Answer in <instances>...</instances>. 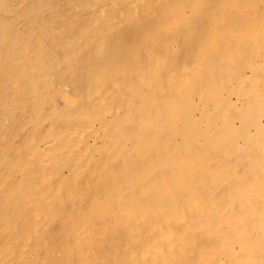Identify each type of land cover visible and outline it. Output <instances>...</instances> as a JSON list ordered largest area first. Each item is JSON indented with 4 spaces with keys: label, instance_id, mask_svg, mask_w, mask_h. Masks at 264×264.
Returning a JSON list of instances; mask_svg holds the SVG:
<instances>
[{
    "label": "bare ground",
    "instance_id": "6f19581e",
    "mask_svg": "<svg viewBox=\"0 0 264 264\" xmlns=\"http://www.w3.org/2000/svg\"><path fill=\"white\" fill-rule=\"evenodd\" d=\"M25 1L0 0V78L3 74L2 77L10 81L7 84H13L17 90L15 93L19 91L16 100L13 91L12 97L0 94V125L4 132L12 129L17 119L13 122V117L9 116L13 112H7L9 108L15 107L20 110L22 116L28 114L23 119V127L31 125L34 121L41 126L42 133L40 132L39 136L28 133L29 135L22 137V147L27 151L24 161H6L3 152L0 153V264H264V0H174L173 8L164 11L170 13L166 19L168 28L164 36L171 38L188 20L187 27L190 30L191 20L197 18L200 13L206 14V25L200 36L198 39L193 36V41L196 39V42L193 47L191 44L190 48L184 49L183 53L191 55L198 46L194 55V61L198 63L199 60L206 59L199 56L204 55L209 47L213 48V57H220L217 61L225 67V71L216 74V71H211L212 67H207L210 72L206 76V73L202 72L203 68L200 71L197 66L191 67L189 64L191 68H185L187 74L176 73V77L172 78L166 73L159 79L155 73H150L151 64L146 70L143 62V67L135 65V68L130 70L131 79H126L125 88H121L124 82H120V88L124 90H121L123 93L120 92V96L127 106L131 107L129 110L134 109L135 114L138 113L137 116L131 115V119L126 113L121 118L116 117L117 114H112L107 103L98 102L96 94L101 90L99 85L89 86L85 93L75 97L69 94L72 90L68 89L70 82L65 81L71 80L77 73V61L71 63V60L77 57L79 52L82 53V48L86 51L89 47L101 51L109 49L113 36L97 33L93 37L92 34V38L89 36L78 49L70 45L71 42L67 39L64 46L66 50L69 47V51L60 53L61 57L55 55L57 59L48 66L50 56L43 52L46 43L42 47L41 43L37 46L35 43L30 44L29 40H38L36 24L32 19L43 15H40L41 10L38 12L36 8L26 11L27 20L23 19ZM115 1L76 0V3L81 12L93 16V19H88L91 20L90 25L94 26L97 20H102L105 13L112 11L110 8L115 10L119 7V3L115 5ZM148 1L147 4H150V0ZM141 3H146V0H127L126 5L128 10L136 12ZM50 4L46 7L51 8L52 3ZM141 22L138 25L144 24ZM149 25L150 23L146 26ZM117 27L124 30L128 26L123 22ZM132 28L136 34L138 28ZM114 31L116 32L115 29ZM23 34L25 39L20 37ZM151 34L155 36L156 30ZM156 36L161 35L158 32ZM104 37L107 40H104ZM181 45L179 46L182 47ZM126 47V43L121 46L122 49ZM167 47L162 45L160 50H173L172 45ZM150 48L149 59L152 57L150 60L158 59V62H162L160 58L163 51H156L157 47ZM93 50H90L88 55ZM71 53L75 55L72 59ZM122 54L117 51L115 58L112 57L103 67L93 71L95 73L92 81H103L113 75L114 67L118 65L120 68L123 64ZM182 59H179L180 63ZM209 60L206 59L205 63ZM67 61L69 63L65 65ZM165 61L163 62L166 63ZM157 66L154 67L161 74L163 68L160 67L159 70ZM172 70L171 73L176 71ZM201 74H205L202 79L199 76L194 77ZM123 77L126 78L124 75ZM164 78L167 81L171 79L172 86L170 95L165 96L166 98L142 92L136 98L138 84L152 89L155 85H164ZM113 80L117 81L119 78ZM56 81L60 83L57 84V95L62 99V103L58 105L54 101L46 108L47 97L45 98L44 94ZM28 83L31 88H28ZM79 87L82 88L80 85ZM103 89L105 91L104 87ZM117 91L119 90L117 89L116 93ZM25 100L31 102L30 107L25 106ZM87 100L96 101H93L94 105L88 101L90 103H86L89 104L87 108L84 105ZM19 127L22 126L19 124ZM128 135H132L133 139H129ZM103 153L110 160H124L129 153H133L136 155L135 158L132 156L133 160L136 159L141 168L136 171L134 167L129 170V173H133L129 174L127 165H130V161L127 164V160L121 163L122 166L119 163L120 170L118 168L116 174L122 176L126 173L124 180L122 178L123 182L120 185H112L113 183L106 182L107 175L106 180L104 175L105 185L101 188L103 191H100L99 198L93 197L94 194L88 195L89 193L87 196L74 194L75 189L73 194V190L63 193L59 183L52 185L56 177H59V180H79L82 171L87 170L90 165L93 166L92 163H98L96 154ZM67 158H72L71 164H64ZM32 160L38 161L41 167L33 168ZM106 160L101 161L100 169L96 166L99 169L96 175L108 174L112 169L108 165L109 160ZM119 179L121 177L117 179V183ZM113 180L115 179L111 181ZM99 182L102 184L103 180ZM81 185L84 189L86 184L81 180ZM64 186L66 187L65 184ZM89 191L92 192L93 189ZM58 196L65 199L61 197L57 203ZM45 204L49 206L46 208L47 215L43 211ZM18 205L23 212L10 214V210L15 212L14 209ZM7 206L11 209H4ZM79 206L83 207V212ZM85 209L92 211L86 220ZM70 210L74 212L70 213ZM67 211L69 219L66 217ZM105 219H108L109 224L106 223L103 231L95 229ZM110 219L118 222L114 223ZM64 220L67 221L66 231L56 232ZM88 238L94 241L82 244L89 240ZM122 241L125 244L124 249L107 248V253L101 254V249L98 251L102 244L109 242L117 246L122 244ZM51 243L58 244L61 249L52 248ZM59 255L63 257V262H59Z\"/></svg>",
    "mask_w": 264,
    "mask_h": 264
},
{
    "label": "rangeland",
    "instance_id": "374dc122",
    "mask_svg": "<svg viewBox=\"0 0 264 264\" xmlns=\"http://www.w3.org/2000/svg\"><path fill=\"white\" fill-rule=\"evenodd\" d=\"M30 1V3H28ZM50 1V0H49ZM48 0H41V2H36V0L34 1V0H26L25 2V6H24V9H25V12H23L24 14H22V17H24L23 19H26L27 20V18H26V11H31V10H33V9H35L36 10V8H38L37 9V11L39 12L40 10V12H39V14L40 15H43V16H39L38 18H34V19H32L33 20V22L36 24V35H37V39L38 40H31V39H29L30 40V44H32V43H35V44H37V46L40 44V46H42L43 47V45H44V47H46V48H44L43 47V52L45 51V52H47V54H48V56H50L49 57V59H48V63H47V65L48 66H50L51 65V62L53 61V60H56L57 59V57L56 56H58V55H60L59 57H61V54H62V52H66V51H69V47H68V50H66L67 48H66V46H64V44H65V41L68 39L71 43H70V45H72V46H75V48L76 49H78V47H80V45H81V47L83 46L82 44H84V42L87 40V39H89L90 37L92 38V36L93 37H95L96 36V34L98 33V35H99V33L101 34H103L104 36L105 35H107V36H113L111 39L112 40H110V47H108L109 49H104V50H102L101 51V49L100 50H98V49H90V47H89V49L87 48V51L85 50V48H82V53H80L78 50H77V53L79 54H77V57L75 56V55H73L72 53V56H71V59H72V57L73 56H75V57H73V61L71 60V63H73L74 61H77V65H76V67L78 68V70H77V73H75V76L74 77H71V80H69L68 81V79L67 80H65L66 82H70V84L68 85V89H69V91H70V89H72L71 91H70V95L72 94V96H77V95H81V94H83V93H85L86 92V88H88L89 89V86H93V85H99V88L101 89L100 90V92L99 93H97L96 95V97H97V99L99 100H97L98 102H100V103H102V104H106V105H108L109 107H110V110H111V112H112V114H114L115 116H116V114H117V116L116 117H118V118H121L122 116H124L125 114L124 113H126V114H128L129 116V118L131 119V115H133V114H135L136 113V110L134 111V109H130L129 110V108H131V107H129V106H127V104L125 103V100L122 98V96H120L123 92L122 91H124V90H122L123 89V87L125 88V84L127 83V80L129 81L130 79H131V72L132 71H130L131 69H134L135 67V65L138 67V65H140L141 67H145L144 69L146 70V69H148L149 67V64H151V65H153V66H151L150 65V68L152 67H154V66H156V65H158L157 67L159 68V70L161 69V68H163L162 70H161V74H159V72H158V70H156L157 68L156 67H154L153 68V70H152V68H151V70H150V73L151 74H153V73H155V76L156 77H158L159 79L161 78V76H163V75H165L166 73L167 74H170V77H172V78H174L173 76H175L176 77V75H174V74H187L186 73V71L187 70H185V68H188L189 67V64H191L190 66L191 67H196L197 69H199L200 71L201 70H203L202 72H204V73H206V76H207V74H208V72H210V71H208L207 69L210 67H212L211 68V71L213 70V72H215L216 71V74H218V73H220V72H223L224 73V71H225V67H222L221 65H220V63H218V61H217V59L218 58H220V57H218L217 59L216 58H214L213 57V52H214V50H212L213 48H208V50H206L205 52H204V55L202 54V55H200L199 56V58H206L207 60H209L210 59V57H211V59L207 62V63H205V61H206V59L204 60H199L198 61V63H199V65L201 66H199L198 65V63H196L195 61H194V55L196 54V51L195 50H197V47L194 49V51H193V54H191V55H189L190 53H183L184 52V49H187V48H190V46H191V44H192V47H193V44L196 42V39H198V37L200 36V34H201V32H202V29H203V27L206 25V21H205V15L206 14H203V13H200V15L198 16V15H196V16H198L197 18H194V19H192L191 21H192V24H191V28H190V30H188V27H187V25H188V23H189V20L187 21V24H184L183 23V26H181L180 28H178V30H177V32H175V35L174 36H172L171 38H169V39H167L165 36H164V34L167 32L166 30H167V28H168V25H166V19L169 17V14H168V12L166 13V12H164L165 10H167V9H171V8H173V1L174 0H156V2H155V0H150V4L148 3L147 4V1L148 0H146V3H141L140 5H139V9L136 11V12H132V11H130V10H128V8H127V0H116L115 1V5L117 4V3H119L118 5H119V7H117L115 10H113V8H110V10H112L110 13H105L103 16L104 17H102V20H97V24L96 25H94V26H91L90 24H91V20H89V19H93V16L89 13V14H86L85 15V13L84 12H81L79 9H78V6H77V3H76V0H51L50 2H49ZM54 1V2H53ZM185 1V0H184ZM44 2V3H43ZM149 2V1H148ZM155 2V3H154ZM50 3H52V6H51V8L50 7H46V6H50L51 4ZM172 3V4H171ZM29 4V5H28ZM34 4H35V6H34ZM46 4H48V5H46ZM32 5V6H31ZM38 5V6H37ZM41 5V6H40ZM43 5V6H42ZM45 5V6H44ZM56 5V6H55ZM57 5H58V7H57ZM153 5V6H152ZM34 6V7H33ZM61 6V7H60ZM148 6V7H147ZM33 7V8H32ZM53 7V8H52ZM74 7H76V8H74ZM149 7H151V8H149ZM45 8V9H44ZM46 8H49L48 10L46 9ZM56 8H58V9H56ZM153 8V9H152ZM54 9V10H53ZM78 9V10H77ZM145 9V10H144ZM13 10H16V9H13ZM46 10V11H45ZM155 10V11H154ZM205 10H206V8H205ZM16 11H18V9L16 10ZM127 11V12H126ZM130 11V12H129ZM49 12H50V14H49ZM55 12H57L56 13V15L54 14ZM158 12V13H157ZM201 12H204V11H201ZM44 13V14H43ZM153 13V14H152ZM47 14V15H46ZM135 14V15H134ZM143 14H145V15H143ZM53 15V16H52ZM77 15V16H76ZM112 15V16H111ZM140 15V16H139ZM204 15V16H203ZM46 16V17H45ZM116 16V17H115ZM141 16H145L144 18L143 17H141ZM168 16V17H167ZM40 17H45V18H40ZM50 17V18H49ZM135 17V18H134ZM201 17H202V19H201ZM40 18V19H39ZM89 18V19H88ZM100 18V17H99ZM104 18V19H103ZM140 18V19H139ZM141 18H142V20H143V22H141ZM39 19V20H38ZM85 19H87V20H85ZM147 19V21H145ZM52 20V21H51ZM84 20H85V22H86V24H85V22H84ZM202 20H204V22L202 21ZM37 21H39L38 23H37ZM41 21V22H40ZM44 21H46V22H44ZM129 21V22H128ZM145 21V22H144ZM149 21V22H148ZM49 22V23H48ZM82 22H84L83 23V25H82ZM127 23V28L126 29H124V30H120V28H118L117 26H119L120 25V23ZM144 23L143 25L141 24V25H138L139 23ZM146 22H148V23H146ZM202 22V23H201ZM42 23V24H41ZM78 25H77V24ZM99 23V24H98ZM133 23V24H132ZM150 23V25L147 27L146 25H148ZM152 23V24H151ZM64 24V25H63ZM111 24V25H110ZM115 24H117L116 26H115ZM41 25V26H40ZM50 25V26H49ZM52 25H53V27H52ZM107 25H108V27H107ZM138 25V26H137ZM69 26V27H68ZM78 26V27H77ZM80 26V27H79ZM102 26V27H101ZM136 27V28H138L137 29V31H136V29L134 28V30L136 31V34L135 33H133V28L132 27ZM140 26V27H139ZM72 27H73V29H72ZM76 27V28H75ZM96 27V28H95ZM104 27V28H103ZM114 27H117V28H114ZM131 27V28H130ZM49 29V31H47L48 29ZM60 28H62V30H60ZM108 28H109V30H108ZM130 28V29H129ZM51 29V30H50ZM53 29V30H52ZM64 29V30H63ZM71 29V30H70ZM76 29V30H75ZM101 29V30H100ZM114 29L116 30V32L114 31ZM198 29V30H197ZM60 30V31H59ZM78 30V31H77ZM94 30V31H93ZM113 30V31H112ZM127 30V31H126ZM154 30H156V35H158V32L160 33V37H157L156 35L154 36V34L152 35L151 34V32L152 31H154ZM181 30H182V33H181ZM195 30H197V31H195ZM43 31V32H42ZM53 31V32H52ZM65 31V32H64ZM68 31V32H67ZM73 31V32H72ZM74 31H75V33H74ZM105 31H106V33H105ZM107 31H110V32H108L107 33ZM127 33H130V34H127ZM129 31V32H128ZM41 32V33H40ZM64 32V33H63ZM113 32V33H112ZM125 32V33H124ZM51 33V34H50ZM58 33V34H57ZM91 33V34H90ZM105 33V34H104ZM47 34V35H46ZM52 34H53V36H52ZM93 34V35H92ZM111 34V35H110ZM115 34V35H114ZM131 34H133V36L131 35ZM139 36H138V35ZM185 34V35H184ZM194 34V35H193ZM38 35H41L40 37H38ZM44 35V36H43ZM92 35V36H91ZM120 35H121V37H120ZM123 35V36H122ZM125 35V36H124ZM25 35L23 34L22 36H20V37H24ZM60 36V37H59ZM64 36V37H63ZM79 36V37H78ZM90 36V37H89ZM126 36H128V37H126ZM130 36V37H129ZM193 36H194V38H196L195 39V41H193L194 40V38H193ZM43 37V38H42ZM50 37V39H48ZM52 37V38H51ZM59 37V38H58ZM62 37V38H61ZM124 37V38H123ZM126 37V38H125ZM133 37V38H132ZM174 37V38H173ZM184 37V38H183ZM18 38H19V36H18ZM41 38V39H40ZM59 39L58 41L56 40V39ZM114 38V39H113ZM162 38V39H161ZM24 39H25V37H24ZM39 39H40V42H39ZM43 39H45V40H43ZM63 39H64V41H63ZM78 39H80V40H78ZM104 40H107V38L106 37H104L103 38ZM120 39H121V41H120ZM123 39V40H122ZM124 39H125V41H124ZM171 39V40H170ZM181 39V40H180ZM52 40V41H51ZM91 40V39H90ZM119 42H118V41ZM145 40H147L146 42H145ZM178 42H177V41ZM185 40V41H184ZM192 40V41H191ZM55 41V42H54ZM80 41H84L83 43L82 42H80ZM114 41V42H113ZM116 41V42H115ZM170 41H172V42H170ZM181 41H182V43H181ZM190 41H191V43H190ZM54 42V43H53ZM77 42V43H76ZM80 42V43H79ZM169 42L171 43L170 45H172V51H169V49H167V50H165V51H161L160 50V46H168L167 48H169V46L170 45H168L169 44ZM175 42V43H174ZM75 43H76V45H75ZM123 43H126L127 44V47L125 48V49H122L121 48V46L123 45ZM173 43H174V45H173ZM178 43V44H177ZM59 44V45H58ZM78 44V45H77ZM89 44H91V42L89 43ZM88 44V45H89ZM177 44V45H176ZM182 44V45H181ZM186 44V45H185ZM47 45L49 46V47H47ZM51 45V46H50ZM58 47H56V46ZM155 45V46H154ZM179 45H181L182 47H180ZM56 48H55V47ZM77 46V47H76ZM91 46V45H90ZM116 47V48H113V47ZM149 46V47H148ZM176 46V47H175ZM51 47V48H50ZM150 47H153V49L155 48V47H157L156 48V51L158 50V51H161L162 52V57L160 58V60L162 61V62H158V59H154V60H150L149 59V53H148V50H151V48ZM74 48V49H75ZM175 48V49H174ZM52 49V50H51ZM55 49V50H54ZM59 49H60V52H59ZM48 50H49V52H48ZM57 50V51H56ZM62 50V51H61ZM84 50V51H83ZM90 50H93L92 51V53H90L89 55H88V53L90 52ZM51 51V52H50ZM55 53H54V52ZM95 51H100V53H98V52H95ZM106 51H108L107 53H106ZM117 51H119V52H121V54H122V59H121V61L123 62V64L121 65V67L119 68L118 67V65H116L115 67H114V69H113V75H111L108 79L107 78H105L103 81H92L94 78V73L95 72H93V71H96V70H98V68H101V67H103L105 64H107L108 63V61L109 60H111V58L113 57V58H115L114 56H116V54H117ZM173 51L175 52V53H173ZM179 52V53H178ZM50 53V54H49ZM61 53V54H60ZM67 53V52H66ZM98 53V54H97ZM105 53V54H104ZM178 53V54H177ZM82 54V56H80ZM94 54V55H93ZM103 54V55H102ZM185 54H187V55H185ZM53 55V57H51ZM56 55V56H55ZM85 55V57H86V55H87V57L85 58V57H83ZM93 55V56H92ZM178 55V57H176ZM209 55V56H208ZM222 55V54H221ZM100 56V57H99ZM188 56H190V57H188ZM206 56V57H205ZM58 57V58H59ZM83 57V58H82ZM93 57V60H91V58ZM209 57V58H208ZM213 57V58H212ZM89 58V59H88ZM118 58V57H117ZM165 58V59H164ZM180 58H183L182 59V61H181V63L183 62V64H181L180 63ZM185 58H187V62H185ZM137 59V60H136ZM170 59H172L171 61H170ZM189 59V60H188ZM215 61H214V60ZM81 60V61H80ZM133 60V61H132ZM141 60V61H140ZM165 60H167V61H165ZM169 60V61H168ZM179 60V61H178ZM85 61V62H84ZM90 61V62H89ZM150 61H152V63L150 62ZM163 61H165L166 63H164ZM211 61V62H210ZM86 62H87V64H86ZM127 62V63H126ZM144 64H143V63ZM150 62V63H149ZM153 62H157V63H153ZM171 62L173 63V64H171ZM175 62V63H174ZM186 64H185V63ZM204 62V63H203ZM68 61L65 63V65H68ZM86 64V65H84V64ZM92 63V64H91ZM137 63H139V64H137ZM178 63H180V64H178ZM192 63L194 64H197V65H192ZM211 63V64H210ZM142 64H143V66H142ZM146 64H148V65H146ZM166 64V65H165ZM178 64V65H177ZM188 64V65H187ZM202 64H203V67H202ZM205 64V65H204ZM211 65V66H209V65ZM217 64V65H216ZM88 65V66H87ZM119 65V66H120ZM159 65H165V66H159ZM170 65H171V67L173 68V70H172V68H170ZM175 65V66H174ZM177 65V66H176ZM179 65H180V67H179ZM186 65V66H185ZM208 65V66H207ZM46 66V65H45ZM139 66V67H140ZM174 66V67H173ZM128 67V68H127ZM161 67V68H160ZM191 67H189V68H191ZM200 67V68H199ZM204 67H206V69L204 68ZM208 67V68H207ZM125 70H124V69ZM167 68H168V70H167ZM170 68V69H169ZM174 68H176V69H174ZM201 68H203V69H201ZM209 68V69H210ZM180 69V70H179ZM185 71H184V70ZM167 70V71H166ZM170 70H172L174 73H171V71ZM180 72H179V71ZM182 70H183V72H182ZM207 70V71H206ZM126 71H129V72H126ZM168 71H170V73H168ZM83 72H85L84 73V76H83ZM121 72V73H120ZM119 73V74H118ZM125 74H127V75H125ZM143 74V73H142ZM65 75V74H64ZM80 75H82V77L80 76ZM117 75H119L120 77H123V75L124 76H126V78L125 77H123V78H121L120 79V77H117ZM129 75H130V77H129ZM158 75V76H157ZM203 75H205V74H201V75H195L194 77H196V76H199L201 79L203 78ZM3 74H1V78H0V87H1V93L0 94H3L4 96H6V97H9V96H13V94L15 93V91H17L16 89H14V87H13V84H12V82H11V84L12 85H8L7 83L8 82H10V81H8V80H5L3 77ZM128 76V77H127ZM111 77H113V79H118L119 78V80H117V81H115V80H113ZM117 77V78H116ZM178 78L180 77V76H177ZM194 77H192V79H194ZM82 78H83V80H82ZM85 78V79H84ZM88 78V79H87ZM205 78V77H204ZM91 79V80H90ZM123 79V80H122ZM127 79V80H126ZM198 79V78H197ZM86 80V81H85ZM113 80V81H112ZM124 80H126V81H124ZM170 80L171 79H168V81H167V79H163V83H164V85L161 83V85H162V87H160L161 85H155V86H153V91H152V89L151 88H148L149 86H139V84L137 85V87H138V94L136 95V98H138V96L140 95V92H142V93H149V95H152V94H158V95H160V97L163 99V98H166L168 95H170V92L169 91H171V88H172V86H171V82H170ZM2 81V82H1ZM63 81H64V79H63ZM62 81V82H63ZM64 81V82H65ZM111 81H112V83H111ZM122 81V82H121ZM6 82V83H5ZM57 82V83H56ZM56 82H54L53 83V86H51V87H48V91H46L45 92V101L47 102L46 104H47V106H46V108H49V104L50 103H52V102H54V101H56L57 102V104L58 105H61V103H62V99L61 98H59V96L57 95V91H58V87H57V84H60L59 83V81H56ZM61 82V81H60ZM72 82V83H71ZM87 82V83H86ZM110 83V84H108V83ZM120 82L121 83H123V86L120 84ZM167 82V83H166ZM190 82H191V80H190ZM73 83H75L76 84V87H75V84H73ZM86 83V84H85ZM115 83H116V85H115ZM2 84L4 85L3 87H2ZM56 84V85H55ZM85 84V85H84ZM105 84H107L106 86H102V85H105ZM27 85V84H26ZM62 85V84H61ZM74 85V87H75V89H73L74 87H71V86H73ZM79 85L82 87L83 85H84V87H82V88H80L79 87ZM87 85V87H85ZM109 85H111V86H109ZM115 85V86H114ZM118 85V86H117ZM122 87H121V86ZM169 85V86H168ZM28 88H31V86H30V84L28 83ZM39 86V85H38ZM102 86V87H101ZM116 86L118 87L117 89L119 90V91H117V93H116V90H114V88H116ZM170 87V88H167V87ZM6 87H9V88H6ZM71 87V88H70ZM77 87H78V90H76L77 89ZM103 87L105 88V91H104V89H103ZM122 89H121V88ZM156 87V88H155ZM57 88V89H56ZM85 88V89H84ZM108 88V89H107ZM140 88V89H139ZM145 88V89H144ZM159 88V89H158ZM166 88H167V91H165L166 90ZM8 91H7V90ZM103 89V90H102ZM50 90V91H49ZM73 90H75V92L73 91ZM82 92H81V91ZM84 90V91H83ZM122 90V91H121ZM148 90V91H147ZM5 91V92H4ZM10 91H11V93H10ZM12 91L14 92V93H12ZM73 91V92H72ZM112 91H114V92H112ZM48 92V93H47ZM78 92H79V94H78ZM101 92H104V94L103 93H101ZM112 92V93H111ZM120 92H122V93H120ZM9 93V94H8ZM19 91L17 92V93H15V95H14V97H16V96H19ZM50 93H53V94H50ZM75 93V94H74ZM77 93V94H76ZM81 93V94H80ZM107 93H110V94H112V95H108ZM114 93V94H113ZM8 94V95H7ZM51 95V97H50V95ZM56 94V95H55ZM74 94V95H73ZM99 94H101V95H99ZM107 94V96H106V98H105V95ZM117 96H119V97H117ZM119 94V95H118ZM54 95L56 96V97H54ZM118 98L117 100H115L116 99V97ZM48 96H49V98H48ZM58 96V97H57ZM108 96H109V98H108ZM166 96V97H165ZM21 97V96H20ZM104 97V98H103ZM134 97L135 96H133L132 98L134 99ZM18 97H16L15 98V100L17 99ZM22 98V97H21ZM24 98V97H23ZM55 98H57L56 100H55ZM108 98V99H107ZM135 98V99H136ZM59 99V100H58ZM103 99H104V103H103ZM106 99V100H105ZM111 99V100H110ZM26 101V100H25ZM24 101V102H25ZM88 101H90V100H87V101H85L84 102V105L85 106H87V108H88V106H89V104L87 105L86 103H93V105H94V103L95 102H93V101H96V100H92V101H90V102H88ZM113 101H114V103H113ZM124 102V103H123ZM112 103V104H111ZM30 104H31V102H29V101H26V103H25V106L27 105V107H30ZM122 106H121V105ZM92 105V106H93ZM111 106H113V107H111ZM119 106H120V108H119ZM90 107H91V104H90ZM89 107V108H90ZM117 109H116V108ZM11 109H13V110H15V111H13V110H11ZM10 111V112H9ZM48 112H49V109L47 110ZM11 112H13V113H11ZM20 112V110H18L17 108H13V107H11V108H9L8 109V112L7 113H11L9 116H12L13 118V122L15 121L14 119H17V121H15L14 123H13V126H12V129L11 130H9V132H4V129H3V127H1V125H0V153L2 154V152H3V154L5 155V157H6V161H10V162H13V161H15V160H19V161H24V160H26V155H27V151H25V149H24V147H22L23 145H22V143H23V138L25 137V136H27V135H29L28 133H30V134H35V136H39L41 133H42V129H41V126H39V125H37L34 121H33V123L31 124V125H29V127H28V125L27 126H24L23 127V119H24V117H26L28 114H23L24 116H22L21 115V113H19ZM119 114V115H118ZM138 114V113H137ZM137 114H135L136 116H137ZM26 115V116H25ZM16 116V117H15ZM20 117V118H19ZM19 121V122H18ZM20 124V126H22V127H19V124ZM14 124H16V126L14 125ZM58 125H64V124H58ZM15 126V127H14ZM30 126H33V127H30ZM28 129H27V128ZM15 128H17V129H15ZM21 128H24V129H21ZM39 129V131H38V129ZM30 129V130H29ZM20 130V131H19ZM38 132H37V131ZM16 131H17V133H16ZM25 131V133H23ZM27 131V132H26ZM31 131V132H30ZM4 132V133H3ZM41 132V133H40ZM7 133H8V136H7ZM23 133V134H22ZM37 133H39V134H37ZM17 134V135H16ZM33 134V135H34ZM37 134V135H36ZM2 135H3V137H2ZM14 135H15V137H14ZM19 135V136H18ZM21 135V136H20ZM132 135H133V133H132ZM132 135H128L129 137V139H133L132 137L134 136H132ZM132 136V137H131ZM11 137H13V138H11ZM19 137V138H18ZM23 137V138H22ZM21 141V142H20ZM5 142H7V143H5ZM20 142V143H19ZM13 144V145H12ZM17 144H18V146H17ZM9 145V146H8ZM11 146V147H10ZM21 147V148H20ZM24 150V151H23ZM17 152V153H16ZM25 154V155H24ZM132 154V155H131ZM129 153L127 156H126V158H124V160L123 159H113V160H110V158H108V157H105L106 155L103 153V155L102 154H96V157H98L99 159V161H98V163H92V164H94L93 166H88V168H87V170L85 169L84 171H82L83 173H81L80 174V177H79V180H78V178H76V180H72V179H70V178H65L64 180H59L60 178L59 177H56L55 179H53V183H52V185H57L58 183H59V187H60V189H61V191L63 192V193H65L66 192V190H70V191H72L73 189H75V192H74V190L71 192V194H73V192H74V194H78V195H82V196H87V194L88 195H93V197H95L96 196V198H99L100 197V195H101V192L103 191L101 188H103L104 186L103 185H105V180H106V175H107V180H106V182H109V183H113L112 185H120L122 182H123V180H124V178H125V176H126V173L124 174V175H122L123 174V172L121 173V175L122 176H117V174H116V171L118 170V168L120 167V166H122L121 165V163H124V162H126V160H127V162L125 163V164H127L129 161H130V165H129V163H128V167H127V169H125V170H127V173H129V170L131 171L132 170V168L134 169V167H135V170L136 171H139L140 170V165L139 164H137V160L136 159H134V160H136V161H134L133 160V157L135 156L136 157V155L135 154H133V153ZM13 155V156H12ZM21 155V156H20ZM100 156H102V157H100ZM132 158H131V157ZM15 157V158H14ZM18 157V158H17ZM134 157V158H135ZM101 158H103V159H101ZM130 158V159H129ZM69 159V160H68ZM71 159V160H70ZM106 159H108L109 160V162H108V160H106ZM67 161L64 163V164H71L72 163V158H67L66 159ZM102 160H106L107 162H108V165L110 166V169L111 170H113V171H111V170H109V173L108 174H101V175H96L95 173L100 169V167H101V161ZM120 160H123V161H120ZM69 161V163H67ZM134 161V162H133ZM118 162V163H117ZM32 163H33V165L31 164V166L33 167V168H36V169H38L39 167H41V165L39 164V162L38 161H36V160H32ZM100 163V164H99ZM109 163H111V164H109ZM114 163V164H113ZM119 163H120V166H118L119 165ZM38 164V165H37ZM113 164V165H112ZM98 165V167H99V169L96 167ZM136 165V166H135ZM138 165V166H137ZM116 167V168H115ZM140 167V168H139ZM96 169V170H95ZM119 170H120V168H119ZM113 173H111V172ZM115 171V172H114ZM88 174H87V173ZM135 172V171H134ZM133 173V171L131 172V173H129V174H132ZM88 176H87V175ZM92 174V175H91ZM116 175V177H115V175ZM84 175V176H83ZM86 175V176H85ZM94 175V176H93ZM104 175H105V177H104ZM115 177H113V176ZM109 176V177H108ZM89 177L91 178V179H89ZM93 177H96V178H93ZM98 177V178H97ZM103 177L105 178V180L103 179ZM121 177V179H119L120 181H118V183H117V179L118 178H120ZM92 178H93V180H92ZM122 178H123V180H122ZM56 179H57V182H56ZM82 180V183L84 182V184H86L85 186H84V189H83V185H81V180ZM88 179H89V181H88ZM112 179H115V180H113L114 182H115V184H114V182L113 181H111ZM13 180V179H12ZM88 182H87V181ZM92 180V181H91ZM100 180H103V183L101 184L99 181ZM60 181V182H59ZM62 181V182H61ZM72 181V182H71ZM78 183H77V182ZM91 181V182H90ZM52 182V181H51ZM87 182V183H86ZM100 184H99V183ZM120 182V183H119ZM68 183V184H67ZM80 183V184H79ZM117 183V184H116ZM64 184L66 185V187H68V188H70L71 186V188L70 189H68V188H66L65 186H64ZM74 184H79L80 185V187H82V189L79 187V185H75V186H73ZM94 184H95V186H94ZM61 185V186H60ZM64 187H65V189H64ZM76 187H78V188H76ZM86 187V188H85ZM93 187V188H92ZM89 188V189H88ZM93 189V191L92 192H90L89 190H91V189ZM80 189V190H79ZM87 189V190H86ZM65 190V191H64ZM78 190V191H77ZM102 190V191H101ZM81 191V192H80ZM84 191H85V193H84ZM87 191V192H86ZM101 191V192H100ZM78 192H80V193H78ZM94 192V193H93ZM96 192V193H95ZM83 193V194H82ZM62 197V199L64 198L63 196H58V198H56L57 199V203H59V201H58V199H60ZM61 199V200H62ZM65 199V198H64ZM86 200V199H85ZM61 202V201H60ZM54 203H56V201L54 200ZM76 205H77V203H76ZM15 206H17V205H15ZM45 206V207H44ZM74 206V205H73ZM10 208V206H7L6 208H4V209H7V208ZM47 207H49V206H46V204L45 205H43V211L45 212V214H46V208ZM81 209L83 208L82 206H79ZM9 208H8V210H9ZM14 208H16V207H14ZM11 209V208H10ZM72 209H74L75 210V208L73 207ZM19 210V212H17ZM74 210H72L73 212H74ZM14 211L15 212H13L12 211V209L10 210V214H16V213H21V212H23V211H21V209L19 208V205H18V207L16 208V209H14ZM48 211V210H47ZM72 211L70 210L69 212L70 213H72ZM82 212H83V209L81 210ZM85 211L86 212H84V217H85V220L87 219V217H89L90 216V214L92 213V211L90 212V210H88V209H85ZM90 213H89V212ZM13 212V213H12ZM68 212V211H67ZM69 212L66 214L67 216V218L69 219ZM87 213V214H86ZM47 215V214H46ZM63 219H65V217L63 218ZM67 220V219H66ZM112 222H114V223H116V222H118V221H116V220H114V219H110ZM65 221V220H64ZM66 222L67 221H65V222H63L61 225H62V227H61V225L58 227V229H56L55 231L56 232H61V231H66V229H65V227L67 226V225H65L66 224ZM88 222H90V220H89V218H88ZM125 222V221H124ZM121 223V222H119L120 224H123V225H125L126 223ZM101 224L99 225V226H101V227H99V226H96L95 227V229H97L98 231H103V229L102 228H105V226H107L106 225V223L107 224H109V221H108V219H105V220H103V221H101L100 222ZM103 223L105 224V225H103ZM64 227V228H63ZM60 228V229H59ZM63 228V229H62ZM94 229V230H95ZM99 229H102V230H99ZM60 230V231H59ZM89 240H87V241H84L82 244H84V243H88V241H94V239H92V238H88ZM91 239V240H90ZM52 244V243H51ZM102 243L100 242L99 243V246L101 245ZM53 246H52V248H59V249H61V246H59L58 244V247H57V245H56V243L55 244H52ZM105 244H102L101 246H102V248H99L98 249V251H99V253L101 254V253H107V251H105V250H107V248H108V250H111L112 248H114V249H117L118 247L119 248H122V249H124L125 247V244H124V242L122 241V244L120 243L119 245L117 244V246L115 245L114 246V243H112V245H111V243H109V242H107L106 243V245H105V247H103ZM100 246V247H101ZM109 246V247H108ZM117 247V248H116ZM52 248H50V249H52ZM103 248H104V251H103ZM106 248V249H105ZM104 255V254H103ZM50 260V259H49ZM58 260H59V262H63V257L61 256V255H59L58 256ZM65 261V260H64Z\"/></svg>",
    "mask_w": 264,
    "mask_h": 264
}]
</instances>
